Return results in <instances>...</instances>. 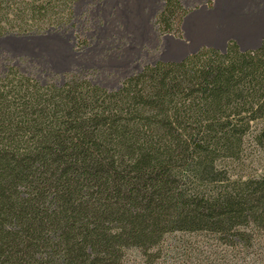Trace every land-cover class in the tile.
<instances>
[{
	"label": "trees",
	"instance_id": "trees-1",
	"mask_svg": "<svg viewBox=\"0 0 264 264\" xmlns=\"http://www.w3.org/2000/svg\"><path fill=\"white\" fill-rule=\"evenodd\" d=\"M76 2L0 0V38L72 28ZM186 13L164 0L158 33L179 36ZM251 148L264 153V38L255 51L229 42L144 65L112 91L76 75L41 84L9 68L0 264H154L175 234L257 248L264 168L236 170Z\"/></svg>",
	"mask_w": 264,
	"mask_h": 264
},
{
	"label": "rangeland",
	"instance_id": "rangeland-1",
	"mask_svg": "<svg viewBox=\"0 0 264 264\" xmlns=\"http://www.w3.org/2000/svg\"><path fill=\"white\" fill-rule=\"evenodd\" d=\"M182 1L189 13L212 9L217 0ZM133 2L77 0L72 28L44 35L0 38V77L14 68L41 84L60 85L76 75L107 90L118 89L126 78L139 72L135 68L154 62V53L146 46L141 48L132 30ZM77 42L86 45L77 46ZM263 168L264 153L251 148L236 170L250 174ZM258 236L260 246L238 251L204 233L170 235L161 245V258L154 264H264V235ZM135 256L129 254V260L133 261ZM140 261L138 258L136 263Z\"/></svg>",
	"mask_w": 264,
	"mask_h": 264
},
{
	"label": "crops",
	"instance_id": "crops-1",
	"mask_svg": "<svg viewBox=\"0 0 264 264\" xmlns=\"http://www.w3.org/2000/svg\"><path fill=\"white\" fill-rule=\"evenodd\" d=\"M163 3L164 0L133 2L132 30L141 48L146 46L154 53V62L144 65L180 62L201 48L224 52L229 42H234L242 52L255 51L264 38V0H217L212 9L187 13L181 21L179 36L160 35L155 28ZM144 57L148 59L147 54Z\"/></svg>",
	"mask_w": 264,
	"mask_h": 264
}]
</instances>
